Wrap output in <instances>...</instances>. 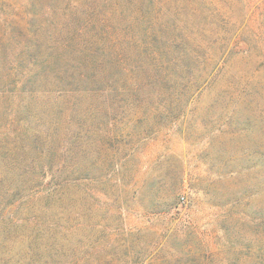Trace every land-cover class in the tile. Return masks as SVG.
I'll return each instance as SVG.
<instances>
[{
	"label": "rangeland",
	"instance_id": "rangeland-1",
	"mask_svg": "<svg viewBox=\"0 0 264 264\" xmlns=\"http://www.w3.org/2000/svg\"><path fill=\"white\" fill-rule=\"evenodd\" d=\"M0 264H264V0H0Z\"/></svg>",
	"mask_w": 264,
	"mask_h": 264
},
{
	"label": "trees",
	"instance_id": "trees-1",
	"mask_svg": "<svg viewBox=\"0 0 264 264\" xmlns=\"http://www.w3.org/2000/svg\"><path fill=\"white\" fill-rule=\"evenodd\" d=\"M97 70V69H96ZM100 71V70H98ZM75 72V73H74ZM31 73V72H28ZM35 75L34 73H32ZM170 73H161V76L167 77ZM122 75H126V78H123V82L125 84L130 83V86L136 89V92L140 91V88L142 87V84L140 81L133 78V74L123 73ZM66 79L70 81V87L77 85V84H83L84 86L88 85H95V82H99L102 80V76L98 78V72L97 71H90L88 68H83L81 70H75V71H69V73L66 75ZM162 80V79H161ZM138 81V82H137ZM169 82V79H166L163 83V85H166V83ZM69 92V90H66V92ZM103 93V92H102Z\"/></svg>",
	"mask_w": 264,
	"mask_h": 264
}]
</instances>
